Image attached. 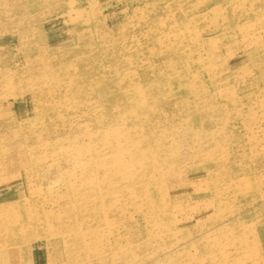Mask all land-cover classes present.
<instances>
[{
    "label": "rangeland",
    "instance_id": "1",
    "mask_svg": "<svg viewBox=\"0 0 264 264\" xmlns=\"http://www.w3.org/2000/svg\"><path fill=\"white\" fill-rule=\"evenodd\" d=\"M0 264H264V0H0Z\"/></svg>",
    "mask_w": 264,
    "mask_h": 264
}]
</instances>
